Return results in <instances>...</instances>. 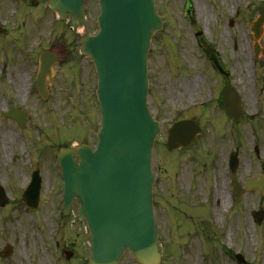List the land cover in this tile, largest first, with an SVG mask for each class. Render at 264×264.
<instances>
[{
    "label": "rangeland",
    "instance_id": "rangeland-1",
    "mask_svg": "<svg viewBox=\"0 0 264 264\" xmlns=\"http://www.w3.org/2000/svg\"><path fill=\"white\" fill-rule=\"evenodd\" d=\"M32 1L0 0V112L13 102L29 116L22 129L0 116V184L8 194V202L0 206V264H84L90 253L89 232L85 222L78 220L76 208L62 225L54 222L61 186L55 157L60 144L92 145L96 140L100 118L95 90L90 86L92 77L95 82L94 71L90 74V65L85 66L87 69H71V53L62 54L65 49L75 48L81 34L95 30L99 5L97 0L85 1L84 27L75 31L68 18L60 20L48 9L47 0H37L36 4ZM160 1L167 24L164 36H154L148 64V105L162 126L152 153L162 264H242L233 257L235 253L244 257L245 264H264V197L251 190L232 202L226 167L229 150L238 145L236 174L240 182L244 183L249 175L263 173L264 150L256 156L252 146L257 143L264 147V130L262 134L258 128L252 132L247 124H241V132L234 137L230 125L218 118L211 104L204 109L190 105L207 96V82L202 77L206 74L210 81V68L197 56L190 28L180 19L184 0ZM193 1L196 11L210 10V0ZM251 2L242 0L247 5ZM220 6L211 4V11L219 12ZM196 19L198 24L199 17ZM53 39L58 41L53 51L61 60L55 66L56 81L49 98L42 100L30 86L37 70L36 53ZM242 56L240 63L228 64L233 78L248 76L246 52ZM187 108L192 110L183 114ZM182 115L202 123V133L189 150L167 151V128L174 117ZM36 160L42 177V198L38 210L32 212L20 195ZM221 187L230 199L226 210L217 203ZM214 208L219 211L217 220ZM257 210L263 211L260 222L253 214ZM229 231L230 237L226 235ZM6 245L11 251L3 255ZM64 249L73 252L70 258L65 257ZM120 264L137 263L126 252Z\"/></svg>",
    "mask_w": 264,
    "mask_h": 264
},
{
    "label": "water",
    "instance_id": "water-1",
    "mask_svg": "<svg viewBox=\"0 0 264 264\" xmlns=\"http://www.w3.org/2000/svg\"><path fill=\"white\" fill-rule=\"evenodd\" d=\"M84 1L50 0L49 6L60 18L69 14L72 25L79 27L83 24ZM99 2V32L95 36H83L80 41L84 53L93 58L97 71L101 127L94 150L85 144L76 150L59 148L57 161L64 180L63 205L67 213L75 198L79 218L87 222L91 254L86 264H119L125 249L140 264H159L150 167L151 148L159 125L152 119L145 102L146 51L151 35L160 28V19L152 0ZM57 59L54 54L48 61L46 55L40 56L37 86L42 97H46L42 77ZM7 115L19 124L24 120L15 110ZM198 130L191 120L174 123L167 136L168 149L187 146ZM231 161L234 170L235 154ZM233 183L239 195L241 188L234 177ZM246 187L257 188L264 195V174L259 179L249 178ZM39 188L40 177L33 174L22 195L30 208L37 205ZM6 200L0 186V205ZM257 218L261 219V212ZM10 250L7 245L3 254Z\"/></svg>",
    "mask_w": 264,
    "mask_h": 264
},
{
    "label": "flooded vegetation",
    "instance_id": "flooded-vegetation-1",
    "mask_svg": "<svg viewBox=\"0 0 264 264\" xmlns=\"http://www.w3.org/2000/svg\"><path fill=\"white\" fill-rule=\"evenodd\" d=\"M208 3L210 10L200 8L197 14L199 22L194 33L198 38V51L203 61L217 62L223 69V72H219L214 67V75L210 77L215 96L212 104L217 109L220 119L224 118V121L226 120L230 125L234 137L241 132V130L238 131V126L241 124H247L252 132L258 128V132L262 134L264 130V26L257 38L258 51H261V54L256 57L252 46L254 35L250 30V21L261 9L264 13V0H252L249 5L243 4L242 0H210ZM219 3L222 5L218 8L219 12L211 11V4L218 7ZM253 4L257 6L254 7ZM157 10L163 17L164 23L167 22L166 12L160 0H157ZM57 43L58 41L54 40L48 47L53 50ZM60 51L62 52V46ZM65 51L62 56L71 53V50L65 49ZM244 52H246L247 65L250 66V63L254 61L259 63V69L254 72L249 71L245 79L241 75L234 79L231 66L226 63H240L243 61ZM202 80L205 81V78L202 77ZM55 81L54 78L50 83L46 82L49 92L52 91ZM229 86H233L239 94L241 113L238 121L225 115L224 88ZM261 136L263 139L264 135ZM261 136L258 135L257 140H261ZM259 150H264L263 145L258 146V153Z\"/></svg>",
    "mask_w": 264,
    "mask_h": 264
},
{
    "label": "bare ground",
    "instance_id": "bare-ground-1",
    "mask_svg": "<svg viewBox=\"0 0 264 264\" xmlns=\"http://www.w3.org/2000/svg\"><path fill=\"white\" fill-rule=\"evenodd\" d=\"M218 195L220 196V199L217 200V203L222 207L223 210H226L229 206V198L225 190H223V187L218 189ZM214 218L217 220L219 218V211L217 208H214ZM232 233L227 232L226 235L230 237Z\"/></svg>",
    "mask_w": 264,
    "mask_h": 264
}]
</instances>
